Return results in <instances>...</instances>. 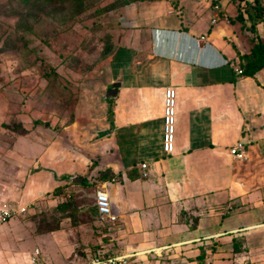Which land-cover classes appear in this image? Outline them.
<instances>
[{"label": "crops", "instance_id": "1", "mask_svg": "<svg viewBox=\"0 0 264 264\" xmlns=\"http://www.w3.org/2000/svg\"><path fill=\"white\" fill-rule=\"evenodd\" d=\"M217 3L228 21L212 25ZM237 13L233 0H140L110 15L123 46L104 75H89L102 97L88 106L93 133L81 130L80 118L78 151H60L67 170L51 163L25 182L16 175L15 191L1 193L0 202L30 206L63 185L66 173L69 180L87 174L92 197L88 207L74 206L75 236L66 224L61 235L46 232L63 252L129 254V264H264V66L253 75L235 70L251 37L264 35V22L251 31L249 21H233ZM113 83L116 94L106 96ZM166 86L176 90L170 154L162 150ZM238 140L243 159L229 152ZM97 190L108 194L115 220L99 219ZM0 264L13 258L0 255Z\"/></svg>", "mask_w": 264, "mask_h": 264}, {"label": "rangeland", "instance_id": "2", "mask_svg": "<svg viewBox=\"0 0 264 264\" xmlns=\"http://www.w3.org/2000/svg\"><path fill=\"white\" fill-rule=\"evenodd\" d=\"M129 1L134 0H0V195L15 191L16 175L25 182L54 163H59L54 164L59 173L67 170L68 163L60 164V151H78L80 118L85 120L81 130L93 133L91 126L96 125L88 106L102 97L94 87L97 80L89 75H104L106 61L123 46L122 34L109 20L110 15L117 17L112 8ZM259 27L264 29V24ZM107 109L113 116L112 108ZM90 153L86 152V164L95 160ZM86 175H81V187L66 173L63 185L39 196L26 213L0 223V255L13 258L14 264H29L38 246L45 259L76 264L98 253L63 252L55 236L46 233L61 235L66 224L75 236L74 226L80 222L75 204L86 208L92 197ZM9 201L14 207L18 204Z\"/></svg>", "mask_w": 264, "mask_h": 264}, {"label": "built area", "instance_id": "3", "mask_svg": "<svg viewBox=\"0 0 264 264\" xmlns=\"http://www.w3.org/2000/svg\"><path fill=\"white\" fill-rule=\"evenodd\" d=\"M214 13L211 18L212 25L220 20L228 21L226 13L217 3L213 5ZM207 36H201V40H205ZM238 74H242L241 68L235 69ZM163 134H162V150L165 154H170L175 147V127H176V90L173 86H166L163 91ZM230 154L236 159H243L246 155V145L243 140H238L229 149ZM142 167L146 164L142 163ZM96 211L100 220H115L116 217L112 213L108 194L103 190H97L95 194ZM28 205L17 204L14 207L10 202H0V223L7 221L15 215L26 213ZM129 254H91L83 261L76 264H129ZM29 264H47L43 254L39 248L33 250L30 255Z\"/></svg>", "mask_w": 264, "mask_h": 264}, {"label": "trees", "instance_id": "4", "mask_svg": "<svg viewBox=\"0 0 264 264\" xmlns=\"http://www.w3.org/2000/svg\"><path fill=\"white\" fill-rule=\"evenodd\" d=\"M140 1V0H134ZM236 4L237 15L233 21L238 20L245 26L246 20L250 22L249 28L254 30L257 22H264V0H233ZM133 1L121 4L118 8H112L116 15L122 13L123 7ZM252 48L249 54L239 55V66L242 74L253 75L258 69L264 66V41L258 36H252L250 39ZM82 184H85L83 181ZM104 254H109L107 251Z\"/></svg>", "mask_w": 264, "mask_h": 264}, {"label": "water", "instance_id": "5", "mask_svg": "<svg viewBox=\"0 0 264 264\" xmlns=\"http://www.w3.org/2000/svg\"><path fill=\"white\" fill-rule=\"evenodd\" d=\"M118 86H119V83H113L112 87L107 90L106 96H114L116 94V90H117ZM70 181L73 183H81L82 178L77 176V175H74V176L70 177Z\"/></svg>", "mask_w": 264, "mask_h": 264}]
</instances>
